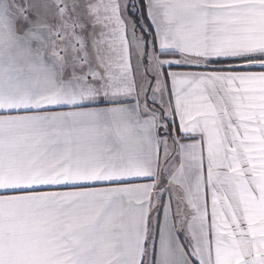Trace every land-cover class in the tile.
Segmentation results:
<instances>
[{"label": "snow or ice", "instance_id": "1", "mask_svg": "<svg viewBox=\"0 0 264 264\" xmlns=\"http://www.w3.org/2000/svg\"><path fill=\"white\" fill-rule=\"evenodd\" d=\"M0 264H264V0H0Z\"/></svg>", "mask_w": 264, "mask_h": 264}]
</instances>
